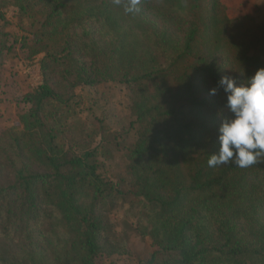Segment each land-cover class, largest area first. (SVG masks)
Segmentation results:
<instances>
[{
	"label": "trees",
	"instance_id": "obj_1",
	"mask_svg": "<svg viewBox=\"0 0 264 264\" xmlns=\"http://www.w3.org/2000/svg\"><path fill=\"white\" fill-rule=\"evenodd\" d=\"M0 2V67L16 42L41 55L20 130L0 133V264L122 254L105 214L118 199L142 204L135 229L156 246L139 264H264V157L207 163L232 116L220 77L240 85L264 67L237 37L252 16H230L222 0H140L130 13L128 0ZM108 80L128 89L136 133L115 182L98 174L95 149L65 135L74 89Z\"/></svg>",
	"mask_w": 264,
	"mask_h": 264
},
{
	"label": "rangeland",
	"instance_id": "obj_2",
	"mask_svg": "<svg viewBox=\"0 0 264 264\" xmlns=\"http://www.w3.org/2000/svg\"><path fill=\"white\" fill-rule=\"evenodd\" d=\"M222 1L228 5L230 16H252L240 23L237 37L248 48V54L257 55L264 64V0ZM2 11L15 25V8L8 4ZM8 30L19 36L17 28ZM40 57L29 58L27 49L19 42L5 55L0 67V133L6 129L20 130L18 114L29 106L22 102V97L41 83ZM74 95L67 112L70 128L65 135L69 142L76 139L74 149L78 152L87 147L95 149L100 163L98 174L103 179L115 182L125 177L124 152L136 138L128 89L108 80L94 86H77ZM142 208V204L128 199L115 200L106 207L112 229L126 246L122 254L99 256L96 264H139L156 249L149 236L140 235L135 229Z\"/></svg>",
	"mask_w": 264,
	"mask_h": 264
},
{
	"label": "clouds",
	"instance_id": "obj_3",
	"mask_svg": "<svg viewBox=\"0 0 264 264\" xmlns=\"http://www.w3.org/2000/svg\"><path fill=\"white\" fill-rule=\"evenodd\" d=\"M120 4L121 0H114ZM140 0H128L126 12L137 11ZM218 85L226 94V107L232 114L222 120L219 149L212 153L209 167L234 163L248 168L264 157V67L258 68L246 83L237 85L233 78L221 76ZM215 95L216 87L209 89Z\"/></svg>",
	"mask_w": 264,
	"mask_h": 264
}]
</instances>
